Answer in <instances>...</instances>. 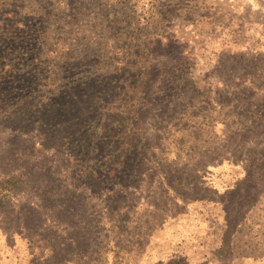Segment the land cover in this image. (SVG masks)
I'll list each match as a JSON object with an SVG mask.
<instances>
[{
    "label": "rangeland",
    "instance_id": "1",
    "mask_svg": "<svg viewBox=\"0 0 264 264\" xmlns=\"http://www.w3.org/2000/svg\"><path fill=\"white\" fill-rule=\"evenodd\" d=\"M32 3L72 19L68 0ZM80 16L81 36L124 37L104 49L156 51L148 61L172 57L175 75L146 91L161 99L149 116L131 104L124 138L146 144L120 183L63 134L0 124V264H264V0H91ZM51 31L59 67L68 45Z\"/></svg>",
    "mask_w": 264,
    "mask_h": 264
},
{
    "label": "trees",
    "instance_id": "2",
    "mask_svg": "<svg viewBox=\"0 0 264 264\" xmlns=\"http://www.w3.org/2000/svg\"><path fill=\"white\" fill-rule=\"evenodd\" d=\"M32 2L34 0H0L1 126L4 129L8 126L13 133L26 127L33 131L63 134L62 138L71 146L75 159L92 162L91 156L98 154L103 157V162L111 163L114 169L107 171V176L113 172L117 176L115 182L137 177L146 143L140 135L127 141L124 138L128 128L135 124L131 104L137 103L141 107L134 110L136 114L146 110L149 116L150 110L161 99L149 103L146 91H153L155 84L161 88L159 82L168 77L167 74L175 75L173 58L148 61L151 53L156 51L123 54L104 49L108 44L114 47L124 37L81 36L79 30L86 28V24L78 19L90 8L91 0H68L67 8L72 12V19L68 21L62 17L52 20L55 15L51 3L45 17L41 7ZM157 10L162 15L160 6ZM55 24L64 35L60 43L68 45L66 51L56 55L59 67L52 63L53 54H49L54 52L48 47L51 40L56 41L55 37L50 38ZM152 43L162 45L160 40ZM94 64L98 65L97 73ZM58 68L60 75H54L53 69ZM76 68L88 71L78 83L72 81ZM186 77L185 73V77L177 80ZM183 82L187 85H179L178 89L190 86ZM166 103L169 108V102L162 100V104ZM145 124H151L147 118ZM99 136L105 142L97 147ZM94 160L96 167L102 164ZM81 168L83 172L84 165Z\"/></svg>",
    "mask_w": 264,
    "mask_h": 264
}]
</instances>
